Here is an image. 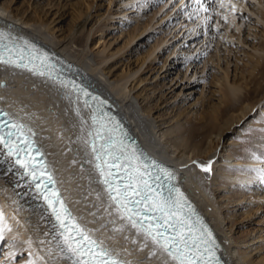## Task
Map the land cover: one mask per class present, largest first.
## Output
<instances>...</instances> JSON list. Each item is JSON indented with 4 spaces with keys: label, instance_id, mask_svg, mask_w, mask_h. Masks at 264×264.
Listing matches in <instances>:
<instances>
[{
    "label": "rangeland",
    "instance_id": "rangeland-1",
    "mask_svg": "<svg viewBox=\"0 0 264 264\" xmlns=\"http://www.w3.org/2000/svg\"><path fill=\"white\" fill-rule=\"evenodd\" d=\"M0 3L43 23L74 54L87 53L112 81L128 79L131 95L169 135L241 116L224 130L218 150L229 149L232 162L222 165L226 170L212 192L238 250L251 264H264V0ZM229 83L242 88L243 101L234 106ZM255 151L263 157L256 167L233 159ZM12 223L11 235L0 239V264H47L33 255L25 226Z\"/></svg>",
    "mask_w": 264,
    "mask_h": 264
},
{
    "label": "bare ground",
    "instance_id": "bare-ground-1",
    "mask_svg": "<svg viewBox=\"0 0 264 264\" xmlns=\"http://www.w3.org/2000/svg\"><path fill=\"white\" fill-rule=\"evenodd\" d=\"M259 19L264 22V16ZM0 32L49 55L61 65L56 66L59 69L57 75L69 78L38 75L29 68L0 63V104L12 110L24 128L31 127L44 156L51 163V179L60 196L87 230L130 264H178L162 247L122 218L124 214L113 205L94 177L86 145L88 119L84 99L75 89L61 84V81L66 84L70 78L91 89L96 97H105L104 100L119 113L144 146L167 164L187 197L209 222L226 263L251 264L238 250L212 192L219 174L226 170L222 165L232 162L229 149L218 150L224 130L231 128L241 116L232 117L223 124L210 121L200 128H185L181 136L169 135L168 129H159L156 125L148 112L149 107L140 106L131 95L128 79L112 81L106 76L105 69L94 63L87 53L76 55L70 45L63 46L55 41L45 31L43 23L11 14L8 7L0 3ZM260 57L262 63L263 56ZM227 87L233 106L243 101L240 84L229 83ZM244 113L245 110L241 111V115ZM261 144L254 145L256 151ZM255 152L233 159L256 167L263 157ZM218 155L219 159H216ZM0 203V239L11 235L10 231L15 229L10 220L18 221L19 225L25 226L23 234L29 237L26 242L30 249L36 248L33 255L43 263L74 264L77 257L65 247L56 220L26 174L1 147Z\"/></svg>",
    "mask_w": 264,
    "mask_h": 264
},
{
    "label": "snow or ice",
    "instance_id": "snow-or-ice-1",
    "mask_svg": "<svg viewBox=\"0 0 264 264\" xmlns=\"http://www.w3.org/2000/svg\"><path fill=\"white\" fill-rule=\"evenodd\" d=\"M23 52V48L17 46L5 33L0 32V63L24 68H29L31 65L29 70L33 73L50 75L43 70L48 67L46 56L30 53L25 63ZM37 60L40 61L38 65L35 63ZM61 84L75 89L85 97L91 95L72 81H67L66 84L61 81ZM91 98L94 101L98 100L97 97ZM84 103L85 106L88 105L87 100ZM104 103L99 101L101 105ZM4 115L7 116L6 113ZM92 119L95 126V132L89 133L93 136L92 153L96 161H102L96 164V168L103 177V184L108 187L109 196L118 205V211L124 214L122 218H126L134 228L142 231L154 244L162 247L174 260L178 261V264H211V261L215 260L210 247L211 233L203 226L196 228L191 222V209L185 211L186 202L183 195L173 196L172 190L165 195L162 191L154 189L145 178L148 175L147 169L141 170L138 163H134L139 161L135 148H130L124 142L122 135H116L120 128L119 124L111 123V118L108 124H105L103 120L98 121L95 116ZM23 129L24 125L17 124L10 118L0 121V144L8 149L10 156H17L18 164H21L19 153L32 143L30 140L21 143L24 139ZM97 140L101 141L99 145L96 143ZM21 166L26 169L28 175L32 176V183L35 184L37 191L43 194L46 186L42 188L37 182L35 166L31 164H21ZM105 166L109 169L107 173H105ZM113 168L116 171H113ZM121 174L120 186L113 188V181L109 177ZM47 180L51 182V177L48 176ZM44 199L61 229L65 247L72 256L77 257L74 264H81L82 260L84 264H120L111 253L85 236L78 225L69 224L71 215L55 193L51 197L44 195ZM57 204L59 207L56 206ZM129 205L133 207L130 208ZM145 210L149 213L146 219L144 218ZM71 231H75L76 236L80 237L79 241L70 234Z\"/></svg>",
    "mask_w": 264,
    "mask_h": 264
},
{
    "label": "water",
    "instance_id": "water-1",
    "mask_svg": "<svg viewBox=\"0 0 264 264\" xmlns=\"http://www.w3.org/2000/svg\"><path fill=\"white\" fill-rule=\"evenodd\" d=\"M39 178H41V179H40V182H41V186H42V188H45V186H46L45 190L48 191V192H50V191H49V188L47 187V185L49 184V182H47L48 180H47V178L45 177V175H40Z\"/></svg>",
    "mask_w": 264,
    "mask_h": 264
}]
</instances>
